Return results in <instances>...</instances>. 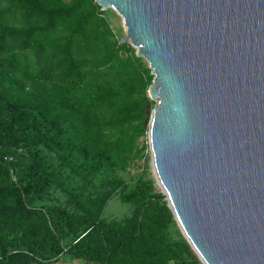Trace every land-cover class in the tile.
I'll return each instance as SVG.
<instances>
[{"label":"trees","instance_id":"trees-1","mask_svg":"<svg viewBox=\"0 0 264 264\" xmlns=\"http://www.w3.org/2000/svg\"><path fill=\"white\" fill-rule=\"evenodd\" d=\"M105 12L0 0V264H200L155 180L121 175L147 161L153 75Z\"/></svg>","mask_w":264,"mask_h":264},{"label":"water","instance_id":"water-1","mask_svg":"<svg viewBox=\"0 0 264 264\" xmlns=\"http://www.w3.org/2000/svg\"><path fill=\"white\" fill-rule=\"evenodd\" d=\"M94 1L153 75L152 170L181 234L202 264H264V0Z\"/></svg>","mask_w":264,"mask_h":264},{"label":"rangeland","instance_id":"rangeland-1","mask_svg":"<svg viewBox=\"0 0 264 264\" xmlns=\"http://www.w3.org/2000/svg\"><path fill=\"white\" fill-rule=\"evenodd\" d=\"M105 11H106L105 15H106L111 27L113 28V31L115 32L116 36L122 37L123 35H125L126 34V28L124 26L122 17L113 8H108ZM128 42H130V40H128ZM130 46H132V45H130ZM132 47L135 49V52H136L137 48L134 46H132ZM140 57H142V56H140ZM142 59H143L144 63L148 66V62L145 60V58L142 57ZM146 138H147V136H146ZM146 138L141 137L139 140L140 144L143 141H145ZM147 143H148V141H147ZM145 154L147 156V161H146V159L145 160L140 159V160L134 161V163L128 168V170L126 172H122L121 175L124 176L127 180H131L132 177L136 176L141 171L142 172L144 171L143 175L146 178H153L155 180L154 173L152 170L149 146L145 150ZM155 189L158 191H161V188L157 184L156 180H155ZM130 212H131V209L128 205L120 202V200H118L116 197H114L106 205V207L104 209V216L107 217L108 219H110V218L120 219V218L125 217L126 215H129ZM171 232L175 237H179V234H181V231H180L176 221L171 226ZM55 264H77V263L73 262V261H69V260H60L59 262H57ZM200 264H202L201 261H200Z\"/></svg>","mask_w":264,"mask_h":264},{"label":"crops","instance_id":"crops-1","mask_svg":"<svg viewBox=\"0 0 264 264\" xmlns=\"http://www.w3.org/2000/svg\"><path fill=\"white\" fill-rule=\"evenodd\" d=\"M78 264V263H77Z\"/></svg>","mask_w":264,"mask_h":264}]
</instances>
